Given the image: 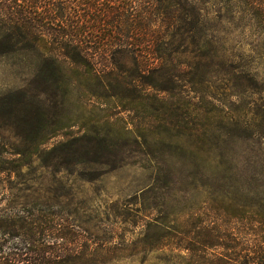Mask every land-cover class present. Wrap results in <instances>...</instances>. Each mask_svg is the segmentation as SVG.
<instances>
[{
	"label": "rangeland",
	"instance_id": "rangeland-1",
	"mask_svg": "<svg viewBox=\"0 0 264 264\" xmlns=\"http://www.w3.org/2000/svg\"><path fill=\"white\" fill-rule=\"evenodd\" d=\"M119 1L34 0L33 34L21 42L4 38L0 15V102L16 92L33 114L21 127L0 118V162L11 168L0 173V210L33 200L62 209L81 227L76 264H264V121L259 129L254 98L200 74L204 64L156 89L157 73L135 59L156 45L145 34L162 31L156 2L128 29L111 22ZM125 1L135 14L147 7ZM76 17L80 45L101 53L84 65L59 58L64 89L45 94L40 55L59 48L56 26L66 32Z\"/></svg>",
	"mask_w": 264,
	"mask_h": 264
},
{
	"label": "trees",
	"instance_id": "trees-1",
	"mask_svg": "<svg viewBox=\"0 0 264 264\" xmlns=\"http://www.w3.org/2000/svg\"><path fill=\"white\" fill-rule=\"evenodd\" d=\"M144 2L147 7L138 4L140 10L137 14L134 12L133 4L125 0L108 7V11L112 13L111 22L114 27L120 28L123 25L128 29L135 28L134 18L144 20V15L148 14L149 1ZM155 2L153 10L158 11L162 31L157 36L146 33L145 29V35L150 40L155 39L156 45L142 51L141 54L138 50V55H135L134 49H130L143 74L157 73L155 88L167 90L170 87L167 83L185 80V76L197 74L198 64H204L207 68L200 74L204 76L220 74L219 76L224 79L233 81L238 96L254 98L251 108L260 117L257 127L262 129L264 0H155ZM33 3L34 0H0V15L5 17L4 26L6 25L8 31L4 38L12 40L15 37L16 42H21L33 34V19L36 17ZM59 9L61 11L62 8ZM76 18L77 20L70 22L71 29L66 32L65 25L56 24L59 36L62 34L59 48L54 52L40 55L41 68L36 74L49 82L43 93L48 90L57 94L64 89L57 82V79L63 78V72L57 62L59 58H68L84 65L90 61L94 63L96 55L101 53L80 45L79 42L82 41L80 37L84 31L80 33L79 29L83 24L78 25L79 17ZM70 32L69 38L63 39L68 37L67 34ZM74 42H77L75 46L72 45ZM243 45L253 54L252 57L244 54L241 48ZM233 48H237L238 52L233 51ZM24 50L22 46L15 47L13 52L21 53ZM183 53L190 54L195 65L191 64L190 59H181L179 55ZM177 64L178 67L183 65L185 68L183 70L175 68ZM200 90L205 89L201 87ZM29 106L30 103L20 99L18 93H10L0 102V118L13 123L15 127L29 124L33 119ZM8 169L11 168H6L0 162V173ZM80 229L81 227L62 209L37 200L25 202L20 208H13L11 211L0 210V264H76L80 257L76 250L78 246L76 233Z\"/></svg>",
	"mask_w": 264,
	"mask_h": 264
}]
</instances>
